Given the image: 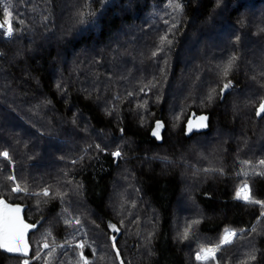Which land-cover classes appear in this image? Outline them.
Masks as SVG:
<instances>
[{
  "label": "trees",
  "instance_id": "16d2710c",
  "mask_svg": "<svg viewBox=\"0 0 264 264\" xmlns=\"http://www.w3.org/2000/svg\"><path fill=\"white\" fill-rule=\"evenodd\" d=\"M10 4L0 198L36 228L28 255L0 249V264H264V207L236 197L247 185L264 202V0ZM197 115L207 129L185 137ZM226 230L232 242L197 261Z\"/></svg>",
  "mask_w": 264,
  "mask_h": 264
},
{
  "label": "snow or ice",
  "instance_id": "6c2138e0",
  "mask_svg": "<svg viewBox=\"0 0 264 264\" xmlns=\"http://www.w3.org/2000/svg\"><path fill=\"white\" fill-rule=\"evenodd\" d=\"M7 3V6L3 7L2 11L5 17H11L13 15L12 12L9 11V7H11L10 0H0V4ZM170 6L172 7L174 12H180L182 11V5L180 3H170ZM83 15V13H81ZM175 19V17H173ZM19 23H23V20H20ZM167 24L168 21H165ZM7 31L6 33L0 32V35L6 34L9 38L13 35V27H12V21L11 19L7 20ZM172 27H175L173 24ZM0 28H3V25H0ZM166 43H171V41L168 40L167 35L161 36L160 38V50H163V46ZM155 54V53H154ZM236 60V57L233 56L229 59L227 64L224 67V75L226 76L228 72L232 69L234 62ZM229 85L225 84V88H227ZM264 112V103H261L259 106V110L257 111V115L259 116L260 113ZM206 119V117L201 118ZM157 127H160L158 124ZM153 135H157V132H154ZM3 157L5 159H9L8 152L2 153ZM114 156L119 157L121 153L119 151L113 153ZM244 164H247V161H243ZM261 165H264V160L260 161ZM10 180L15 181V177L9 176ZM14 193H20L21 191L27 192L26 188H21L20 184L16 183L14 187L11 189ZM245 193V195L241 196V193ZM249 190L247 185H245L243 188L240 189L236 193L237 199H243L249 203L253 204H261L262 207H264V202L257 201L248 194ZM48 190L45 189L43 191L44 196H48ZM21 208L19 206H13L9 203H7L5 200L0 199V249L4 250L7 253H19L21 255L27 256L28 255V249L29 244L28 240L26 239L27 233L30 229L36 228V225L34 224H27L24 222L23 218L20 215ZM261 215H264V213H261ZM67 223L71 224V221H68ZM76 224H79V218H76L75 220ZM255 229H253L254 231ZM187 235V233H185ZM237 235L234 231H228L226 230L223 237L221 238L219 244L210 249H204L201 253L197 254V259H201L202 257L204 259H207L209 256H211L213 259H215V253L219 251L222 246L230 244L232 242V238ZM114 239V238H113ZM43 247L45 249H49L50 245L47 242H44ZM78 248H83L84 245L80 244L77 245ZM36 253H39V248L36 249ZM41 257L39 255H35V259H40ZM250 259H255L254 255L249 257ZM80 259L83 260V264H88V261L84 259L83 254H80ZM23 264H29L28 260H24ZM77 264H79V261H77Z\"/></svg>",
  "mask_w": 264,
  "mask_h": 264
},
{
  "label": "water",
  "instance_id": "95a60500",
  "mask_svg": "<svg viewBox=\"0 0 264 264\" xmlns=\"http://www.w3.org/2000/svg\"><path fill=\"white\" fill-rule=\"evenodd\" d=\"M227 84L229 86L227 88H225V85H224L223 88H222V90H221V93H220V99L221 100L224 98L225 94L228 93L231 90V88L234 86V83L233 82H230V81ZM202 117H206V116H204V115H197L195 117L189 118L185 122V125H184V136L185 137H189V136H191L194 133L204 132L207 129V118L202 120L201 119ZM0 199H3V198H0ZM3 200H5V199H3ZM7 203H9V202H7ZM9 204H11L13 206H19L21 208L20 215L23 218L24 222L27 223L25 221V219H24V208H23V206H21L20 204H12V203H9ZM30 230L28 231L27 236H28ZM27 236H26V238H27Z\"/></svg>",
  "mask_w": 264,
  "mask_h": 264
},
{
  "label": "rangeland",
  "instance_id": "374dc122",
  "mask_svg": "<svg viewBox=\"0 0 264 264\" xmlns=\"http://www.w3.org/2000/svg\"><path fill=\"white\" fill-rule=\"evenodd\" d=\"M0 25H1V24H0ZM7 27H8V26H4V25H3V28H0V30L2 31V33H6V31H7ZM3 35H4L5 37H8L6 34H3ZM242 195H243V192H242ZM244 201H245V200H244ZM113 232H114V229L112 230V233H113ZM224 233H225V232H224ZM223 235H224V234H223ZM110 237L113 238L114 235L111 234ZM222 237H223V236H222ZM77 245H80V243H76V244H75V246H77ZM80 249H81V248H80ZM196 257H197V254H196ZM208 258H212V257L209 256ZM208 258H207V259H208ZM196 260L198 261L197 258H196ZM203 260L205 261L204 258L199 259L200 262L203 261Z\"/></svg>",
  "mask_w": 264,
  "mask_h": 264
},
{
  "label": "built area",
  "instance_id": "2783aa9c",
  "mask_svg": "<svg viewBox=\"0 0 264 264\" xmlns=\"http://www.w3.org/2000/svg\"><path fill=\"white\" fill-rule=\"evenodd\" d=\"M244 186H245V185H244ZM244 186H243V187H244ZM243 187H242V188H243ZM243 195H245V193H243ZM228 231H232V230H228ZM43 248H44V247H43ZM202 258H203V257H202Z\"/></svg>",
  "mask_w": 264,
  "mask_h": 264
}]
</instances>
